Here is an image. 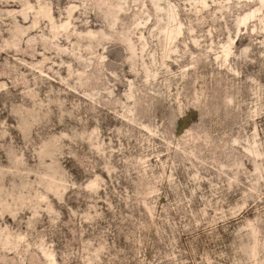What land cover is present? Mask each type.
I'll return each instance as SVG.
<instances>
[{"label": "rangeland", "instance_id": "rangeland-1", "mask_svg": "<svg viewBox=\"0 0 264 264\" xmlns=\"http://www.w3.org/2000/svg\"><path fill=\"white\" fill-rule=\"evenodd\" d=\"M0 264H264V0H0Z\"/></svg>", "mask_w": 264, "mask_h": 264}]
</instances>
